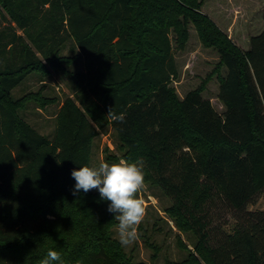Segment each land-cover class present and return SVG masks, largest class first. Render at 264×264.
<instances>
[{"label": "trees", "instance_id": "1", "mask_svg": "<svg viewBox=\"0 0 264 264\" xmlns=\"http://www.w3.org/2000/svg\"><path fill=\"white\" fill-rule=\"evenodd\" d=\"M203 0H0V264H142L112 238L116 224L99 194L73 196L74 169L90 166L97 126L112 127L120 158L171 199L177 227L196 241L180 264H264V25L240 48L203 12ZM264 23V19H263ZM194 26L216 50L218 113L200 89L179 99V50ZM69 42L84 72L56 116L52 137L20 111L54 100L14 90L48 68L63 73ZM111 111V113H110ZM122 118V119H121ZM221 197L241 220L211 246L207 207Z\"/></svg>", "mask_w": 264, "mask_h": 264}, {"label": "rangeland", "instance_id": "2", "mask_svg": "<svg viewBox=\"0 0 264 264\" xmlns=\"http://www.w3.org/2000/svg\"><path fill=\"white\" fill-rule=\"evenodd\" d=\"M203 1V12L232 40L237 39L238 34H252L251 37H254L262 32L256 33L262 29L264 11L253 10L256 6H252V0L239 2V7H246V10L238 12L229 11L228 0ZM233 3L235 6L231 7L238 5L236 0H233ZM189 35V41L184 50L178 49L176 37L173 36L178 78L171 87L181 100L190 91L200 89L203 97L211 101L214 109L223 114L225 109L218 100L220 87L218 77L219 75L225 76L226 70H219L218 53L202 44L192 25L189 28ZM236 44L242 49L250 47V42ZM72 47L73 43L69 42L67 49L61 54L62 57L72 59L71 64L67 66L66 73L48 68L49 76L34 74L12 93L15 99L32 92L39 99L54 100L45 108L41 104L32 102L20 111L25 121L45 136L52 137L56 128V116L63 102L73 97L79 86V74L85 69L82 57L72 51ZM97 132L98 135L92 149L91 167H97L104 162L109 163L111 159L120 158L121 155L118 149L120 142L112 127L97 126ZM137 165L143 167L141 163ZM91 192L99 194L97 190H91ZM137 195L144 202L145 215L141 223L136 225V241L129 246L121 245L127 258L142 264H180L189 257L190 253L198 257L194 249L196 241L192 235L181 231L168 213L172 207V201L162 189L151 185L145 178L144 186ZM261 211H264V193L246 209V212L252 213ZM207 214L211 246L220 242L225 234L233 233L242 216V213L232 209L221 197H216L214 202L207 207ZM111 232L112 238L120 243L118 221L112 227Z\"/></svg>", "mask_w": 264, "mask_h": 264}, {"label": "clouds", "instance_id": "3", "mask_svg": "<svg viewBox=\"0 0 264 264\" xmlns=\"http://www.w3.org/2000/svg\"><path fill=\"white\" fill-rule=\"evenodd\" d=\"M71 176L75 181L73 196L97 190L100 200L107 204V211L118 221L121 245L134 243L137 239L136 225L141 223L145 215L144 202L137 195L145 183L143 169L136 163L125 161L104 162L97 167L74 169ZM42 264H64V261L60 253L49 250Z\"/></svg>", "mask_w": 264, "mask_h": 264}, {"label": "crops", "instance_id": "4", "mask_svg": "<svg viewBox=\"0 0 264 264\" xmlns=\"http://www.w3.org/2000/svg\"><path fill=\"white\" fill-rule=\"evenodd\" d=\"M238 5H236V7H231L233 6L235 3H233V0H228L227 6L230 9L229 11H244L246 10V7H239V2L244 3L246 2V0H236ZM261 5V6H260ZM235 6V5H234ZM252 6L255 7L253 10H255L256 12H261L264 11V0L260 1V0H252ZM221 9V8H219ZM227 9V8H225ZM216 10V9H214ZM223 10V9H221ZM263 21H262V29L260 31H257L256 33H259L263 30ZM254 34V33H253ZM252 35V34H251ZM251 35H243V34H238L237 39H233L235 43H242V44H247L248 42H250L251 39H249V37H251ZM252 38V37H251ZM249 49V48H248ZM248 49H243V50H248ZM219 100V99H218ZM220 101V100H219ZM221 103V102H220ZM222 104V103H221ZM223 108L225 109L224 105L222 104Z\"/></svg>", "mask_w": 264, "mask_h": 264}]
</instances>
